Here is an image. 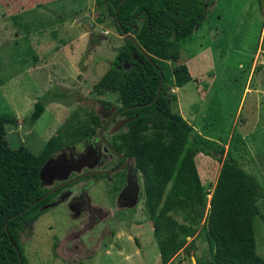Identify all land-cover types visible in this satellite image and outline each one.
<instances>
[{"label":"rangeland","instance_id":"rangeland-1","mask_svg":"<svg viewBox=\"0 0 264 264\" xmlns=\"http://www.w3.org/2000/svg\"><path fill=\"white\" fill-rule=\"evenodd\" d=\"M206 3L207 20L179 44L180 58L169 64L172 69L186 66L192 76L188 84L173 90L178 112L196 131L218 139L225 149L223 155L196 158L209 200L228 150L220 139L229 140L235 132L242 137L235 159L264 188V70L260 69L264 66V9L258 0ZM98 14L96 0H0V168L10 175H0L5 188L17 176L20 163L13 155L23 146L38 153L76 114L94 111L104 122L120 108L118 95L95 91L123 45V37L110 22H96ZM59 93L66 98L43 107L42 116L31 124L35 104ZM101 102L113 106L105 111ZM123 119L110 125L107 140ZM67 147L53 156L65 151L69 157ZM76 150L97 151L85 165L89 171L108 170L119 163L104 151L99 133ZM71 175L77 174L72 171ZM120 178L118 173L87 177L67 188L71 199L29 223L21 239L27 264H162L153 222L144 206L141 177L135 211L119 210V201L130 197L132 189L121 185L115 190ZM60 181L64 178L58 173L42 186L49 188ZM82 190L91 200L89 208L107 212L101 222L93 224L86 210H79V200L83 199L82 206L87 200ZM260 204H264V193ZM255 232L256 251L264 259V207L255 220ZM195 246L193 251H181L170 264H198L207 256V244L198 237Z\"/></svg>","mask_w":264,"mask_h":264},{"label":"trees","instance_id":"trees-1","mask_svg":"<svg viewBox=\"0 0 264 264\" xmlns=\"http://www.w3.org/2000/svg\"><path fill=\"white\" fill-rule=\"evenodd\" d=\"M121 1L96 0V22H110L123 37V45L95 91L118 95V111L149 104L158 95L153 105L124 112L122 117L132 121L113 132L108 141L131 160L134 172L141 177L144 206L153 222L162 264H170L181 251L197 249L198 237L207 244V256L198 264H264L256 251L255 232V220L264 207L260 204L264 188L235 159L242 137L235 132L229 140L220 139L228 144V150L208 200L196 158L199 154L223 155L225 149L218 139L199 133L181 116L173 92L192 81L186 66L172 69L169 63L179 60V44L207 20L206 0H125L120 4ZM258 2L264 9V0ZM126 34L136 39L150 60L124 38ZM260 69L264 70V66ZM162 75L164 83L158 93ZM61 98L66 96L59 93L36 103L30 123L42 116L43 107L60 103ZM101 105L105 111L113 106L110 102ZM106 122L94 111L78 113L38 153L23 146L13 155L20 163L17 176L6 188L0 185V264H20L17 250L23 264H27L21 239L27 234L28 224L42 215L39 208L51 199L40 201L47 192L42 186V168L65 147L87 145L98 138ZM8 172L0 168L4 178L10 176ZM36 202L39 203L27 212L17 215ZM188 237L194 240L188 243Z\"/></svg>","mask_w":264,"mask_h":264},{"label":"flooded vegetation","instance_id":"flooded-vegetation-1","mask_svg":"<svg viewBox=\"0 0 264 264\" xmlns=\"http://www.w3.org/2000/svg\"><path fill=\"white\" fill-rule=\"evenodd\" d=\"M117 112L118 111L113 112L111 116H113V114L117 113ZM122 114L118 115V117L115 118L113 123H115L118 120V118H124V117H122ZM111 116H110V118H111ZM128 120H129L128 118H124L123 121L119 124V126L117 128H115L113 131L114 132L119 131L121 128H123L125 126V124L127 123ZM123 123H124V125H122ZM84 146H86V145H84ZM79 147H81V146L67 147V150H68V152L70 154L69 157L65 154V151H63L61 156L57 155V156L51 157L48 160L47 164H45V166L42 168V176H41L42 182L45 179L53 180L57 176L58 173H61L62 177L64 178V181H60V182L52 185V187H49V188H45L44 187L45 189H47L46 194L50 190L56 189L59 185L64 184L65 182H68V181H71V180H77L81 176H83V175H85V174H87L89 172H92V171L87 170L85 165L88 162H91V158H93V155L95 156V154H97V151L96 150H94V151H89V150L77 151L76 149L79 148ZM103 147H105L104 144H103ZM104 151L108 152L107 154H113L117 159H119V163L115 167L109 168L108 170H94V171H113V170H115L117 168H120L117 172L113 173V174H117L118 173L119 177H121L120 181L115 185V190L118 191L121 185H123L121 187H128V189L130 187H132V189H130V197L128 195L127 199L125 201H119V204H120V207H121L119 210L120 211H123V210H130V211L133 210V211H135L134 209L137 207L138 201H139L140 196H141L140 191H139L140 189L138 187V182H139L138 175L139 174L134 172V168H133L131 160L126 158L124 155L121 154L123 156V158H121L117 154L112 152L111 150L106 151L104 149ZM94 152H95V154H94ZM72 171H73V173H75V175L76 174L77 175L76 176L71 175L70 177H68V175ZM119 172H123V174L120 175ZM113 174H111V175H113ZM102 176H104V175H98V176H95V177L96 178L97 177L100 178ZM87 177H92V176H86V177H84V178H82L80 180L74 181L72 184H70L68 186H64L62 188L56 189L51 195H49L45 199H43V197L46 195L45 194L41 198L40 201H44V200H46L48 198H51V199L49 200L48 203L43 204L39 208V211L43 212L42 215L47 213V211L50 210L51 208H53V207H50L48 209H44L43 210V207H45L47 205H52V204L59 205L61 203L67 202L69 199H71L72 193H71V191L70 192L68 191L69 187L80 183L81 180H83V179H85ZM101 179H103V178H101ZM133 187H135L136 190H133ZM66 195H68L67 198L64 201H62V198L64 196H66ZM81 195L85 196L87 200H86V203L84 204V206L81 205L83 199L79 200L80 201L79 207H81L79 210H82V209L86 210V212L89 214L90 218L92 219L93 224L101 222L103 220L104 215L107 212L105 210H102V212H100L97 209H96L97 212H95L94 208H91V207L89 208L88 207V204L91 203V200L88 198L87 192L85 190H82L81 191Z\"/></svg>","mask_w":264,"mask_h":264},{"label":"water","instance_id":"water-1","mask_svg":"<svg viewBox=\"0 0 264 264\" xmlns=\"http://www.w3.org/2000/svg\"><path fill=\"white\" fill-rule=\"evenodd\" d=\"M124 1H125V0H122L120 4H122ZM117 12H118V10H117ZM116 18H117V16H116ZM124 38H127L128 40L132 41L133 44L136 45V46L139 48V50H141L142 52H144L145 56L150 60L149 55H147V53H146V52H145V51H144V50L138 45L136 39H135L132 35H130V34H126V35H124ZM135 58H136V57H135ZM136 59H137V58H136ZM125 67L127 68L128 65L125 64ZM163 83H164V76L162 75V79H161V82H160V85H159V88H158V93L161 91V88H162ZM157 98H158V95H157V96L155 97V99H154L151 103H149V104H145V105H136V106H133V107H129V108H127V109H124V110H122V111H118L117 113H114L113 116H111V118L108 120V122H106V123L103 125V127L100 129V131H99V137H100L102 143H103L104 146H105L104 149H105L106 151L111 150L112 152H114L115 154H117L119 157L123 158V156H122L121 154H119L118 151L115 150V149L112 147V145L108 142V140L105 138V131L107 130V128L110 127V125L113 123V121L115 120V118L118 117V115H120V114H122V113H124V112H126V111H128V110L130 111V110H133V109H138V108L146 107V106H149V105H153V104L156 102ZM129 121H132V119H129L127 122H129ZM122 125H124V123H123ZM94 154H95V152H94ZM46 164H47V163H46ZM119 169H120V168H117V169H115V170H113V171H92V172H89V173H87V174L81 176V177L78 178L77 180H80V179H82V178H84V177H86V176H93V175H94V176H98V175H111V174L117 172ZM41 174H42V171H41ZM77 180H71V181L65 182L64 184H61L60 186H58L56 189L62 188V187H64V186H68V185L72 184L74 181H77ZM56 189H52V190H50V191H49V192L43 197V199H45L47 196L51 195ZM67 196H68V195L64 196V197L62 198V201H64V200L67 198ZM38 203H39V202H36V203L32 204L31 206L27 207L26 209H24L22 212H20V213L17 214V215H22L23 213L27 212L29 209H31L34 205H36V204H38ZM56 205H57V204L47 205V206L43 207V210H44V209H48V208H50V207H54V206H56ZM17 215H15L14 217H17ZM5 227L7 228V223H6ZM190 239H191V238L188 237V240H190ZM17 253H18V255H19V262H20V264H23L22 256L20 255L19 250H17ZM193 259H194V258H193ZM194 261H195V259H194Z\"/></svg>","mask_w":264,"mask_h":264},{"label":"clouds","instance_id":"clouds-1","mask_svg":"<svg viewBox=\"0 0 264 264\" xmlns=\"http://www.w3.org/2000/svg\"><path fill=\"white\" fill-rule=\"evenodd\" d=\"M210 198H211V197H210ZM210 198H209V199H210Z\"/></svg>","mask_w":264,"mask_h":264}]
</instances>
